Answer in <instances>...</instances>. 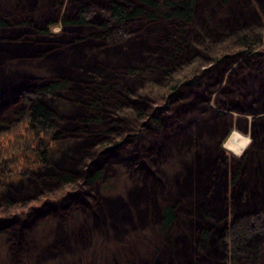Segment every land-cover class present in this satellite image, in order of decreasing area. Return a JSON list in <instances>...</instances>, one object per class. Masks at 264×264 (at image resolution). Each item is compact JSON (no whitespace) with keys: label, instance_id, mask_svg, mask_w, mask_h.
I'll list each match as a JSON object with an SVG mask.
<instances>
[{"label":"rangeland","instance_id":"obj_1","mask_svg":"<svg viewBox=\"0 0 264 264\" xmlns=\"http://www.w3.org/2000/svg\"><path fill=\"white\" fill-rule=\"evenodd\" d=\"M109 1L0 0V12L9 17V23L28 15L29 21L38 20L46 28V34L39 35L32 22L26 27L10 26L5 31L9 38L23 36V40L37 43V48L0 49V158L12 173L0 183L6 182L3 194L14 204L6 205L5 198H0V264H132L128 260L156 264L154 260L166 249L174 250L179 264H225L223 235L233 219L256 217L264 222V208H260L264 204L251 202L243 184H230L235 164L259 145L264 149V95L254 92L256 85H252L253 76L261 70L264 74V44L253 48L250 59L255 64L250 68L243 67V57L226 58L219 65L207 53L214 45L215 49H229L232 43L227 36L237 28L256 22L263 31L264 16L253 0L249 2L256 16L246 23L237 14V8L248 6L241 0L235 8H223L221 0H194L192 20L184 30L185 50L170 66L174 74L188 75L179 85L183 94L179 100L175 94L165 100L152 90L157 82L129 75L127 68L151 53L167 61L170 46L164 37L171 25L166 19L126 23L122 28L126 33L115 41L100 36L77 42L98 25ZM79 2L92 5L94 13L88 22H63L74 18ZM200 35L214 41L204 54L197 53ZM76 51L79 56L66 55ZM86 53L89 59L81 57ZM209 67L214 68L206 74L204 85H188ZM27 76L31 80L37 76V84L58 76L68 78L66 91L55 93L59 99L41 96L59 118L53 121L59 133L55 141L50 140V133L33 136L17 114L23 88L16 85ZM9 79L15 83L11 92L7 90L10 83L4 85ZM124 83L129 89L142 85L146 92L143 104L157 108L159 114L170 102L172 124L167 119L158 129H147L141 135L148 140L146 145H155L146 165L138 163L143 155L138 146L141 142L133 144L131 136L125 143L131 159L122 161L114 151L96 157L98 124L78 121L80 116L98 113L103 122L115 118L111 86L120 90ZM91 98L101 100L100 112L86 106ZM230 133L246 138L239 152L224 144ZM38 142L49 154L45 167L38 166ZM101 165L97 182L91 187L80 185L82 176ZM63 171L76 178V185L62 187L51 177ZM180 184L185 185L183 191H179ZM165 202L173 205L174 221H180V225L175 223L178 228L173 224L172 231V224L161 229ZM201 227L210 228L212 234L205 252L197 247ZM157 244L159 253L152 260ZM257 264H264V250Z\"/></svg>","mask_w":264,"mask_h":264},{"label":"trees","instance_id":"obj_2","mask_svg":"<svg viewBox=\"0 0 264 264\" xmlns=\"http://www.w3.org/2000/svg\"><path fill=\"white\" fill-rule=\"evenodd\" d=\"M241 1L248 5L247 7H242L241 10L237 8V14L243 23H246L247 18L252 20L255 19L254 17L256 16V11L254 5L264 16V0H253V6H250L249 0ZM81 2L76 4L74 18L62 20L63 22H68V24L74 25H81L88 22V19L94 13V10L92 9V5H89V3L85 4ZM238 2L239 0H221L223 8H235L236 3ZM193 3L194 0H110L105 7V15L102 16L100 14L98 25L95 26L93 31L90 30L86 33V35L78 37L77 42L83 41L86 37L97 38L100 36H104L108 41H115L117 37L120 38L126 33L125 31H122L123 25L126 23H133L136 19L141 20L139 22H144L149 19H166L169 22V25H171L169 32L164 37V41L170 46V51L167 53L166 57L167 61L162 62L159 60L157 55L151 53L146 56L143 61L137 63L136 65H130V67L127 68V73L129 75H133L134 77H137L135 75H141L145 81L148 80L157 82L152 84V90L156 89L161 95H163V97H166L165 100L170 98L173 94H175V99L179 100L183 94V89L179 85L182 82V78L187 77L188 75L186 76L184 73H182V75H179L180 73L174 74L171 72L170 66L173 63L175 64L177 54H181L185 50L187 39L184 36V30L186 27H189L192 20L191 6ZM41 6V8H44V5ZM31 20L29 21V16L25 15L22 16L20 20L9 23V17H7L4 12H0V49L4 48L8 51H12L13 49V51H17V48L25 49L27 46L32 49L37 48V43L35 44L31 41H25L22 38L23 36L11 39L5 33L6 30L10 29V26L26 27L29 22H32L34 23L33 26L35 28L33 29H35V32L37 31L39 35H45L46 28L44 25L38 20ZM259 26L260 25H257L255 22L254 24H249L233 30L229 36H227L229 37L228 39L231 40L230 43H232L229 48L230 52H227L229 49L226 50L224 47L222 49H215L217 48V45H214L208 51L207 55L210 60H212V63H217L218 61V64L221 65L220 62L222 60L227 58L226 60L230 61L237 55L239 57H243L241 58L243 67L250 68L253 64H255L250 59L252 57L251 54L253 48L264 44V29L262 31ZM119 31L120 34L116 35V32ZM227 37L224 36L223 38L227 39ZM213 42V40L207 39L204 35H200L197 40V50H199L197 53L201 52L204 54L206 49H208ZM217 42H221V40ZM71 48L73 49L74 47L71 46ZM53 52L49 55L53 56ZM86 54L87 56L82 55L81 57H88L89 59L90 54ZM66 55L71 58L72 55L74 57L79 56V53L76 51L72 54ZM153 55L156 56V58H153ZM228 55H231V57L228 58ZM82 59L88 60L87 58ZM77 64L79 66L77 71H80V65L82 64L79 62ZM63 65L64 66L62 67H65V64ZM213 68L209 67L208 69H204L201 78L196 82L192 80L188 85H204L206 74L213 71ZM37 78L38 77L36 76L34 80H31L27 76V78L22 79L16 85V87L23 88V92L20 95L22 108L17 111V114L23 117V120L28 127L27 131L34 134L33 136H36L37 133L44 136L50 133V140L55 141L59 137V133L54 129L55 127L53 121H58L59 118L57 112L49 107L45 100L41 101V96L46 98L56 97V99H59V96H55V93H58L59 91H66L67 86H69L68 78L58 76L48 81H44L42 84H37V82H35V80H39ZM9 83L11 86H9L10 88L7 90L8 92H11L15 88V83L12 84L9 79L4 82V85L7 86ZM126 84L124 83V86H122L120 90H117L114 85L111 86V97L114 101L112 111L115 118L103 122L99 118L100 113H98L95 117L80 116L78 121L84 124H98V132L100 135L98 136L99 139L96 141V157L99 158L102 153L104 154L105 152L109 153L114 151L113 154H120L122 161H127L129 158L131 159L132 152H130L128 150L129 148L125 146L126 138L131 136L134 139L132 142L133 144L135 141L141 142L138 146L142 148L141 154L143 155H138L140 158L138 163L146 165V162L148 163L150 157L153 155L151 153L155 145H146L144 141L148 142V140L142 139L141 135L147 129H158L165 120L167 121V119L170 120L167 124H172L171 113L168 107L170 102L165 105L166 108L162 110V114H159L160 111H158L157 108L143 104L144 102L142 101L146 98V92L142 91V85L129 89ZM252 85H256L254 92L259 91L264 95V74L262 70L258 76H253ZM262 99L264 100V97H262ZM86 103V106L89 109L97 112L101 111V100L91 98L87 100ZM135 125L136 127H134ZM258 127L261 128L262 126L259 125ZM209 129L211 131V127H209ZM39 142L37 143V148L35 149L39 162L38 166L45 167L49 164V154L44 146L40 145ZM261 146L262 145H259L256 149H254V152H250L251 154L244 155L241 160L235 164L232 168L230 184L232 186H242L243 184V187L245 186L246 193L250 196L248 199H250L251 202H256L255 200H257L264 204V190H261L264 189V149ZM102 170L103 167L101 165L95 170L89 172V174L82 176V179H80V185L91 187L101 178ZM20 172L22 174H26L25 171L20 170ZM32 172H34V170ZM10 174L12 173L9 169H6L4 160L0 158V180H4V178L10 176ZM51 177L58 179L62 187H68L71 184L76 185L77 182L76 178L73 177L71 173L66 171L61 172L57 176L54 175ZM183 182H185V179ZM5 183L6 182L3 181L0 183V198H5L4 203L6 205L13 206L14 204L11 203L3 194ZM184 186L182 187L180 184V186H178L180 189L179 191H183V189H185ZM15 206L18 207L21 205L17 204ZM172 206L167 202L161 206V229L172 224L171 228L169 227L172 231V228L174 227L173 224L177 223L180 225L179 219L174 221L176 213ZM260 208H264V206H260ZM205 215L208 216L209 214L206 213ZM179 225L176 226L175 224L176 228H178ZM211 235L210 228H199L197 233L198 250L205 252V243L210 240ZM178 239L180 240V238ZM223 239L225 240V243L222 244L225 251V264H257L260 254L262 250H264V222L256 217H250L243 219L242 221L240 218L239 220L233 219L228 228L224 230ZM158 246V244L155 245L153 249L152 260H154L159 253ZM216 247L218 248V244ZM168 252L169 255L167 254ZM174 254V250L171 251L170 249H166L160 253L154 261L156 264L157 262H159V264H164L166 261L170 260L169 264H179L180 262L176 257H174ZM125 259H128V257ZM129 262L136 264L131 260H128L126 263Z\"/></svg>","mask_w":264,"mask_h":264},{"label":"bare ground","instance_id":"obj_3","mask_svg":"<svg viewBox=\"0 0 264 264\" xmlns=\"http://www.w3.org/2000/svg\"><path fill=\"white\" fill-rule=\"evenodd\" d=\"M231 132V131H230ZM238 134V133H237ZM234 133H230L229 137L226 139V141H224L225 145L229 143L230 148L235 151V152H239L240 149H242V145L245 143L246 138L241 139L240 137H242L240 135V137H237ZM244 146V145H243Z\"/></svg>","mask_w":264,"mask_h":264}]
</instances>
